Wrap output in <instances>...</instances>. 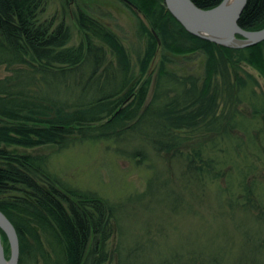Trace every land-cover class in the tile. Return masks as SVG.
I'll return each instance as SVG.
<instances>
[{
    "label": "trees",
    "instance_id": "1",
    "mask_svg": "<svg viewBox=\"0 0 264 264\" xmlns=\"http://www.w3.org/2000/svg\"><path fill=\"white\" fill-rule=\"evenodd\" d=\"M127 1L152 27L139 19L146 39L139 59L143 77L159 45L165 52L154 85L150 78L135 82L127 48L87 11L75 14L82 43L69 46L65 23L41 20L43 0H0V68L9 72L0 79V211L17 230L19 264H31L29 259L37 261L39 254L49 258L42 236L60 247L57 264H90L94 255L93 264L107 261L105 252L98 257L95 250L97 237L103 236L105 246L111 218L119 220L124 208L77 189L68 188V197L48 181L49 188L41 186L38 179L46 175L47 160L9 150L67 149L85 141L117 143L118 152L133 159L146 160L148 151L159 159L170 156L163 160L166 171L178 165L174 175L157 171L148 191L136 197L148 209L159 204L170 214L196 213L194 206L204 204L212 190L225 216L235 220L242 215L243 227L235 224L233 229L239 239L225 246L187 240L150 257V247L138 242L134 250L121 253L120 264H264V184L259 180L264 130L252 134L255 119L264 127V93H258V79L245 69L264 78V41L244 48L221 46L188 32L163 0ZM192 1L209 10L224 0ZM239 25L246 31L263 30L264 0H249ZM197 52L206 56L202 79L179 77L166 67L169 54ZM241 103L249 105L255 119L235 108ZM194 140L198 142L191 145ZM247 140L255 150L254 162ZM17 186L23 187L21 197L1 198ZM158 229L146 231L143 239H157Z\"/></svg>",
    "mask_w": 264,
    "mask_h": 264
},
{
    "label": "rangeland",
    "instance_id": "2",
    "mask_svg": "<svg viewBox=\"0 0 264 264\" xmlns=\"http://www.w3.org/2000/svg\"><path fill=\"white\" fill-rule=\"evenodd\" d=\"M43 1L45 12L41 14V20L52 22L54 26L65 23L71 34L69 46H78L84 39V33L76 23L75 14L80 9L85 10L109 30L116 33L127 48L133 64L135 82L143 83L150 78L152 85H154L165 52L159 45L157 55L147 74L143 77L140 72L139 59L145 51L146 39L140 32L139 19L150 30L152 29L143 14H134L135 12L128 7L127 3L121 0ZM169 58L171 62L166 67L179 77L190 75L199 79L204 77L206 65L204 53L197 52L185 56L169 54ZM245 69L258 79L260 83L258 93H264V78L253 68L245 66ZM8 74L9 72L5 67L0 68V79L7 77ZM235 108L247 116L249 120L255 119L252 109L247 103H241ZM258 120L260 119L254 121L256 128L252 129L253 136L257 133L260 134L261 129L264 130L261 120ZM197 142L198 140L191 141V145H195ZM245 145L249 153L255 152L248 140L245 141ZM118 149L119 145L114 142L85 141L77 142L67 149L48 145L35 149L12 147L9 150L15 154H25L47 160L46 175L43 174L44 176L41 175L38 179L41 186L49 188L50 185L47 184L49 182L57 189L60 187L62 193L68 197H71L67 192L68 188L77 189L97 195V199L104 203H111L115 207L124 208L119 212L121 214L119 220L111 218L112 221L108 229L111 236L106 245L104 246L103 236L99 235L97 237L98 247L92 249L98 252V257L101 252H105L107 261L104 264H120L121 253L125 254L127 250H134L139 243H144L143 247L145 248L150 247V257H153L159 249H166L169 246L177 247L187 240L198 244L205 242L204 245L209 246L210 244H223L225 246V244H229L230 239L232 241L239 239L238 232L233 229L235 224L243 227L242 215L236 216L235 220L231 219L229 215L225 216L212 195V190L207 192L203 201L204 204L200 203L194 206V211L197 214L185 210H180L177 214H170L164 206L159 204L148 209L147 202L140 203L136 197L148 191L149 184L154 180L157 171L163 172L165 177H170V173L174 175L175 171L178 170V165L174 163L171 172L166 171L163 159L170 156L159 159L156 153L155 155L152 151H148L146 160H143V157L133 159L130 155L118 152ZM251 154L250 161L254 162V153ZM259 180L264 184V173L262 177H259ZM22 190V186H17L16 189L11 190V193L1 196V198L21 197L23 195ZM193 213L195 214L192 215ZM147 228H149L148 230L162 228L158 229L162 233L158 234L157 239L148 243V239H143L146 231H148ZM42 238L49 258L45 260L39 254L37 261L31 258L29 262L31 264H57L61 255L60 247L52 239L48 240L45 236ZM4 245L9 259L11 252L8 239L4 241ZM95 257L94 255L90 264H93Z\"/></svg>",
    "mask_w": 264,
    "mask_h": 264
},
{
    "label": "water",
    "instance_id": "3",
    "mask_svg": "<svg viewBox=\"0 0 264 264\" xmlns=\"http://www.w3.org/2000/svg\"><path fill=\"white\" fill-rule=\"evenodd\" d=\"M123 1L128 3L127 0ZM227 1L224 0L222 4L209 10L199 8L192 0H163L162 5L188 32L218 45L244 48L263 42L264 29L246 31L239 25L249 0H235L232 5L226 7ZM2 233L8 239L11 252L9 259ZM19 263L20 242L17 230L8 217L0 211V264Z\"/></svg>",
    "mask_w": 264,
    "mask_h": 264
},
{
    "label": "bare ground",
    "instance_id": "4",
    "mask_svg": "<svg viewBox=\"0 0 264 264\" xmlns=\"http://www.w3.org/2000/svg\"><path fill=\"white\" fill-rule=\"evenodd\" d=\"M235 2V0H228L226 3V7L232 5Z\"/></svg>",
    "mask_w": 264,
    "mask_h": 264
}]
</instances>
